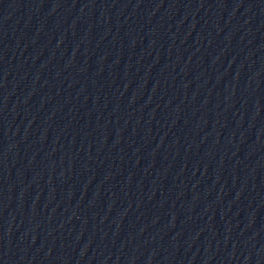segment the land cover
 <instances>
[{
	"label": "water",
	"instance_id": "obj_1",
	"mask_svg": "<svg viewBox=\"0 0 264 264\" xmlns=\"http://www.w3.org/2000/svg\"><path fill=\"white\" fill-rule=\"evenodd\" d=\"M0 264H264V0H0Z\"/></svg>",
	"mask_w": 264,
	"mask_h": 264
}]
</instances>
